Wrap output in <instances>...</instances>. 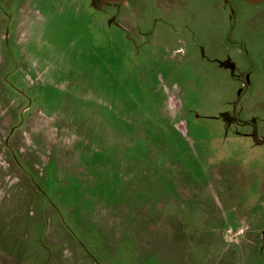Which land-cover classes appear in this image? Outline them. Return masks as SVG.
<instances>
[{
    "label": "rangeland",
    "instance_id": "rangeland-1",
    "mask_svg": "<svg viewBox=\"0 0 264 264\" xmlns=\"http://www.w3.org/2000/svg\"><path fill=\"white\" fill-rule=\"evenodd\" d=\"M0 264H264V0H0Z\"/></svg>",
    "mask_w": 264,
    "mask_h": 264
},
{
    "label": "water",
    "instance_id": "water-1",
    "mask_svg": "<svg viewBox=\"0 0 264 264\" xmlns=\"http://www.w3.org/2000/svg\"><path fill=\"white\" fill-rule=\"evenodd\" d=\"M107 2L109 3H118V2H123L125 0H106ZM244 1H247L249 3H259V2H262L263 0H244Z\"/></svg>",
    "mask_w": 264,
    "mask_h": 264
}]
</instances>
